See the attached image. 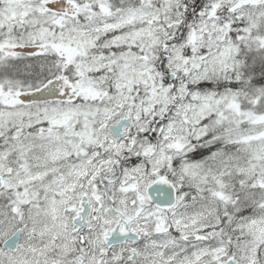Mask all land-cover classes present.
Instances as JSON below:
<instances>
[{
  "label": "rangeland",
  "instance_id": "rangeland-1",
  "mask_svg": "<svg viewBox=\"0 0 264 264\" xmlns=\"http://www.w3.org/2000/svg\"><path fill=\"white\" fill-rule=\"evenodd\" d=\"M44 1L48 0H0V24L8 33L48 42L52 54L30 59L22 67L40 78L65 68L64 50H81L73 70L87 95L81 105L0 107V172L7 178L0 193V242L20 225L25 249L41 253L48 248V216L41 215L35 203L43 197L53 204L59 188L53 186L52 191L32 180L47 171L42 168L67 164L73 136L92 141L112 138L108 124L123 115L131 119L128 130L138 134L135 162L145 153L152 171L178 154L185 157L198 144H210L207 156L197 160L203 164L190 168L211 170L216 194L230 189L232 211L245 206L254 210L257 203L255 214L240 219L232 215L230 223L241 228L238 237L248 238L244 241L249 242L245 233H250L252 243H262L264 256V83L255 84L245 75L246 55L256 47V38L262 52L254 57L264 58V2L210 0L189 17L185 0H133L134 6L127 9L108 7L111 13L106 16L100 13L107 10L98 7L105 0H77L81 12L59 21L61 14L47 10ZM254 14L262 23L256 37L251 26H258L260 19L241 22ZM113 28L124 32L116 40L117 55L83 53L97 33ZM171 35L176 38L163 52ZM111 83L114 90L106 91ZM12 96L7 90L8 99ZM206 134L209 140L200 141ZM191 138L200 142L178 152ZM156 143L157 152L149 157ZM125 146V141L109 144L118 152ZM105 161L111 159L101 163ZM37 236L45 241L37 243L33 240ZM2 256L0 251V264H7Z\"/></svg>",
  "mask_w": 264,
  "mask_h": 264
},
{
  "label": "flooded vegetation",
  "instance_id": "flooded-vegetation-1",
  "mask_svg": "<svg viewBox=\"0 0 264 264\" xmlns=\"http://www.w3.org/2000/svg\"><path fill=\"white\" fill-rule=\"evenodd\" d=\"M75 1L80 7L76 14L78 15L82 10L81 2ZM185 1L190 2L188 11L190 17L192 13H198V8L204 0ZM251 1L260 2V5L264 2V0ZM110 6L115 11L127 9L134 6V1H100L99 9L107 10L101 11L100 14L109 15ZM76 15L61 14L58 20L63 21ZM258 19H260L258 26L254 25L257 26L256 28L251 26L255 37L261 30V17L254 14L247 21H241L248 23ZM132 26L133 24L130 25ZM125 28L128 30L126 25ZM119 31L118 28L100 31L95 35L93 45L83 53L89 57L108 58L117 55L120 52V45L116 40L120 33H124ZM8 38L11 41L7 42ZM26 44L39 45V47L31 52L16 50V46ZM255 45L253 53L257 56L261 52L257 47V38ZM126 46L128 47V44ZM49 51L48 42L27 40L17 31L8 33L0 24V107L8 105L10 108H18L52 104L70 106L85 102L87 94L78 86V75L73 70L77 63V52L81 50L73 52L64 50L63 56L67 59L65 68L54 73L52 77L40 78L30 68L27 72L22 71L23 65L28 60L48 57V54H52ZM98 72L100 70L95 73ZM61 74H66L75 84L78 91L76 100H47L27 105L18 97L23 90L38 88L48 79ZM114 87L115 83H111L105 90H114ZM7 90L13 94L9 99ZM69 117L68 114L67 119ZM122 118H128V123L114 132L112 126ZM130 122L129 116H117L108 124L112 138L103 141L84 140V136H73L76 141L70 150L71 153L65 157L67 164L57 169L42 168L47 171L41 170L42 174L34 178L32 184L59 188V192L52 188L57 199L52 197L53 204L43 197L35 203L40 206V214L48 216L45 219L48 248L42 249L41 253H39L40 249L38 252H34L35 248L25 249L22 246L25 244L24 228L19 225L17 229H21V236L15 247L0 242L4 262L7 264H264L263 244L252 243L253 237L250 233H245L246 236L251 237L249 242H246L248 238L238 237L241 236L238 232L241 228H232L230 223L232 215L240 219L245 214L247 216L255 214L257 203H254V210H252L253 206L248 208L245 206L238 212L232 211L230 189L224 188L227 190L225 193L216 194L212 171L190 168L199 163L198 159L207 156L210 152V144L207 146L198 144L201 140L208 141L210 134L201 136L200 141L191 138L190 141L184 142L186 144H183L178 152L186 151L193 143L199 146L188 150L185 157L178 154L171 161L162 164L158 170L152 171L150 159H147L148 155L144 156L143 153L141 157H137L136 162V158L132 156L138 153L135 152L138 134L128 130ZM68 126L71 127L69 123ZM22 132L21 130L20 133ZM152 134L153 131L149 132V135ZM114 140L125 141L126 146L118 152L116 147H109ZM157 149L158 143L149 153V157H153ZM103 158L111 161L102 164ZM139 164L141 167L134 169ZM187 166L189 168L186 171ZM0 176L6 181L5 174L0 172ZM18 215L21 219L22 216ZM33 240L42 243L45 238L37 236Z\"/></svg>",
  "mask_w": 264,
  "mask_h": 264
},
{
  "label": "water",
  "instance_id": "water-1",
  "mask_svg": "<svg viewBox=\"0 0 264 264\" xmlns=\"http://www.w3.org/2000/svg\"><path fill=\"white\" fill-rule=\"evenodd\" d=\"M45 5L49 9H54L57 12H67L69 14H75L78 10V6L72 0H50L46 1ZM38 46L24 45L16 46L17 51L31 52L37 49ZM167 46L164 47V50ZM174 77V73H172ZM19 97L25 104H30L36 101L42 100H75L78 97V92L75 90L72 82L68 76L61 75L49 79L42 86L32 90H25L19 94ZM127 119H122L117 125H113L112 129L114 132L119 131L124 124H127ZM4 186V180L0 176V190ZM20 230L16 231L8 240L5 242L6 245L14 247L19 239Z\"/></svg>",
  "mask_w": 264,
  "mask_h": 264
},
{
  "label": "trees",
  "instance_id": "trees-1",
  "mask_svg": "<svg viewBox=\"0 0 264 264\" xmlns=\"http://www.w3.org/2000/svg\"><path fill=\"white\" fill-rule=\"evenodd\" d=\"M263 61H264V58L261 60V62ZM254 63H251V62L248 63L246 67L247 71L245 75H247V77L251 81H255L257 83H263L264 82V65L263 63H261L258 68L257 66H255Z\"/></svg>",
  "mask_w": 264,
  "mask_h": 264
},
{
  "label": "bare ground",
  "instance_id": "bare-ground-1",
  "mask_svg": "<svg viewBox=\"0 0 264 264\" xmlns=\"http://www.w3.org/2000/svg\"><path fill=\"white\" fill-rule=\"evenodd\" d=\"M117 88V90H121L120 88H118V87H116ZM188 141H190V139L189 140H186V142H188ZM184 144H186V143H184Z\"/></svg>",
  "mask_w": 264,
  "mask_h": 264
}]
</instances>
